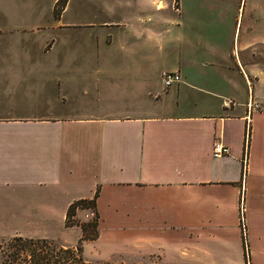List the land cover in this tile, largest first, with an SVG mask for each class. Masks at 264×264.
<instances>
[{"label": "crops", "instance_id": "crops-1", "mask_svg": "<svg viewBox=\"0 0 264 264\" xmlns=\"http://www.w3.org/2000/svg\"><path fill=\"white\" fill-rule=\"evenodd\" d=\"M56 5L28 17L3 6L0 36L38 35L27 23L56 21ZM93 6L66 25L116 28L111 57L95 47L61 64L48 41L0 49V240L75 246L68 210L96 197L88 261L264 264V111L247 116L250 98L264 107V0H169L155 15L151 0H123L113 20ZM163 71L180 80L164 88ZM218 140L229 150L213 157Z\"/></svg>", "mask_w": 264, "mask_h": 264}, {"label": "rangeland", "instance_id": "rangeland-1", "mask_svg": "<svg viewBox=\"0 0 264 264\" xmlns=\"http://www.w3.org/2000/svg\"><path fill=\"white\" fill-rule=\"evenodd\" d=\"M54 0H0V8L5 6L6 10H13L17 13H24L27 17L32 13V11H39L41 14L45 15V13L50 12L51 2ZM68 0H57V5L55 7L57 13V20L56 21H41L35 23H27V25L34 26L35 28L38 26H46V28L39 29L38 35L33 34L32 32L22 33L21 36L16 37H1L0 36V49H9V51H16L20 47L26 48H39V46H43L45 41H48V44H51L53 49L52 55L56 56V61L61 64H65L67 62L73 63H82L84 62V57L91 56L92 52L95 51V47L100 52L107 54L108 56H112L111 53L113 51V41H108L106 38L108 35H113L116 28L114 27H105L99 26V24H95L93 26H83L81 23L76 24L74 27L67 26V22L70 21L73 17H77L78 14L83 13L86 17L90 15L92 9L94 10L93 4H97L98 12L102 10L101 16L98 20L101 19H109L113 20L107 14L113 13V10L118 9L119 7L113 8L118 1L123 0H70L72 3V7L70 12L67 16H62L61 13L66 5ZM125 1H133V0H125ZM153 2V10H150L149 14L155 15L156 14V4H167L169 0H151ZM80 4L84 6V9L80 8ZM157 9H160L159 7ZM51 14V13H50ZM103 14H105L103 16ZM106 17V18H105ZM110 17V18H109ZM81 21H74V22H85L84 18L79 16ZM60 21V22H59ZM56 22L57 28H53V23ZM63 22L64 25L60 23ZM67 26V27H66ZM12 39H16L12 40ZM110 39V38H109ZM148 56L155 57L156 59L160 58V52L157 46L152 44H148ZM161 61H159L160 63ZM59 77H64L63 71L59 70ZM70 220L74 223H79L87 226L88 232L87 234H91L93 227L91 226L96 220L97 216L95 214L94 209L88 208H78L75 211L74 216L70 217ZM63 232L64 229L62 227V223L59 220L58 227L56 229V234ZM69 236H75L78 232L76 228L68 229L65 231ZM152 262H157L158 260L155 257L146 258L140 264H148ZM245 264H253L249 261H245Z\"/></svg>", "mask_w": 264, "mask_h": 264}, {"label": "trees", "instance_id": "trees-1", "mask_svg": "<svg viewBox=\"0 0 264 264\" xmlns=\"http://www.w3.org/2000/svg\"><path fill=\"white\" fill-rule=\"evenodd\" d=\"M55 15L57 16L56 10ZM95 198L74 201L68 210L67 226L79 225L82 230V236L75 246H66L57 240L48 238L14 236L9 239H1L0 264H123L91 262L83 256L82 242L96 238L98 234L97 220L91 225L93 227L91 234H87V226L72 222L70 217L74 216L78 208L95 209Z\"/></svg>", "mask_w": 264, "mask_h": 264}, {"label": "built area", "instance_id": "built-area-1", "mask_svg": "<svg viewBox=\"0 0 264 264\" xmlns=\"http://www.w3.org/2000/svg\"><path fill=\"white\" fill-rule=\"evenodd\" d=\"M173 8L176 10L175 5ZM180 80V76L176 71H163L161 74V81L164 86V88L168 89L175 83H177ZM252 111H264V107L260 105L257 101L253 100L252 98L249 99L247 103V116H250V113ZM250 140V132H249V126L246 129L245 133V145H246V151ZM228 147L224 145L220 140L214 142L212 146V155L213 157H221L222 155L228 153ZM246 164V157L244 156V160Z\"/></svg>", "mask_w": 264, "mask_h": 264}]
</instances>
